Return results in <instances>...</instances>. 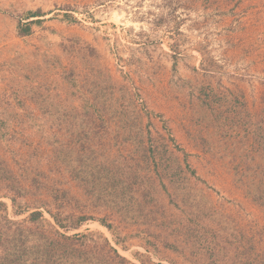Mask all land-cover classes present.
I'll return each instance as SVG.
<instances>
[{
  "label": "rangeland",
  "instance_id": "obj_1",
  "mask_svg": "<svg viewBox=\"0 0 264 264\" xmlns=\"http://www.w3.org/2000/svg\"><path fill=\"white\" fill-rule=\"evenodd\" d=\"M36 10L40 16H28ZM35 19L43 21L31 34L20 36L18 22ZM97 64L138 94V107L145 106L144 122L151 120L152 134L175 139L180 158L200 178L192 177V183L206 195L208 211L217 215H187L179 198L173 203L161 192L162 212L156 214L160 227H150L159 235L153 246L133 236L135 226L108 211H95L55 160L52 147L30 127L31 116L38 118L42 112L36 98L23 92L32 90L30 86L41 91L49 87L57 101L69 100L72 88L60 73L75 68L83 86L89 68ZM178 77L190 85L242 95L253 123L264 116V0H0V113L13 116L1 153L25 181L41 174L45 198L51 199L54 189L67 190L70 200L63 211L80 206L92 216L67 233L103 232L137 264V251L148 255V264H263L264 213L236 184L228 162L193 140L191 134L198 131L191 113L195 99L184 93L187 88L177 90L172 80ZM75 103L81 106L76 97ZM112 137L110 132L103 134L98 148L115 155L122 147L112 145ZM1 200L13 219L30 213H15L10 198ZM107 213L115 231L100 221ZM45 215L52 218L46 211ZM190 216L202 226L201 237L189 234L195 224ZM164 239L178 250L166 247ZM211 251L217 254L213 260Z\"/></svg>",
  "mask_w": 264,
  "mask_h": 264
},
{
  "label": "trees",
  "instance_id": "obj_2",
  "mask_svg": "<svg viewBox=\"0 0 264 264\" xmlns=\"http://www.w3.org/2000/svg\"><path fill=\"white\" fill-rule=\"evenodd\" d=\"M40 15V10L28 14ZM42 21H19L17 32L20 36L29 35L34 25ZM86 57L80 55L85 60ZM47 58L50 63L51 59ZM89 70L83 86L75 68L60 73V78L72 88L69 100L57 101V94H52L49 87L45 91L33 86L30 87L34 91L26 88L23 93L33 95L42 112L38 118L31 116L28 123L52 147L55 160L84 191L95 211H108L121 222L135 226L133 236L155 246L159 235L151 233L150 227H160L156 214L162 212L161 192L173 203L179 198L182 203L179 206L187 215L204 217L210 213L206 195L191 181L192 177L200 178L180 158L181 147L172 136L152 134L151 120L144 122L145 106L138 107V94L130 86L117 82L101 65ZM172 81L176 82L177 90L187 88L184 93L195 99L191 113L198 131L191 134L193 140L217 159L228 162L236 184L264 213V116H258L253 123L242 95L230 90H226V94L209 85H190L181 77ZM0 114H4L0 117V264H137L122 255L103 232L67 233L92 216L80 206L77 207L79 212L76 209L63 211L66 201L70 200L67 190L54 189L51 199L45 198L40 190L44 186L41 174L36 173L25 181L10 166L1 147L10 138L13 116L10 112ZM63 130L67 139L63 137ZM108 132L113 134L112 145L121 146L125 154L121 148L115 155L98 148L101 136ZM2 196L10 198L15 213L27 210L30 211L28 216L11 218ZM29 197L32 199L28 200ZM45 211L52 218H48ZM108 216L109 213L100 221L115 231ZM191 219L195 222V218ZM201 227L195 222L189 234L201 237L198 231L203 230ZM116 239L123 241L119 235ZM163 242L166 247L178 250L166 239ZM199 249L197 246L195 253ZM209 255L212 260L217 256L213 251ZM135 257L141 264L150 261L144 252L137 251Z\"/></svg>",
  "mask_w": 264,
  "mask_h": 264
}]
</instances>
